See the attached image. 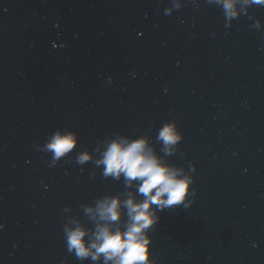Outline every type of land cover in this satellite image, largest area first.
I'll use <instances>...</instances> for the list:
<instances>
[{
  "label": "water",
  "instance_id": "water-1",
  "mask_svg": "<svg viewBox=\"0 0 264 264\" xmlns=\"http://www.w3.org/2000/svg\"><path fill=\"white\" fill-rule=\"evenodd\" d=\"M234 11L174 0L163 126L183 139L159 159L197 195L158 213L157 264H264V3Z\"/></svg>",
  "mask_w": 264,
  "mask_h": 264
},
{
  "label": "clouds",
  "instance_id": "clouds-1",
  "mask_svg": "<svg viewBox=\"0 0 264 264\" xmlns=\"http://www.w3.org/2000/svg\"><path fill=\"white\" fill-rule=\"evenodd\" d=\"M222 3L226 16L235 17L236 0H218ZM248 2V0H245ZM264 3V0H252ZM178 7V5H176ZM165 15H169L166 10ZM112 81L111 77H108ZM78 136L72 131L54 130L43 145L51 153L52 166L67 157L78 146ZM158 139L164 151L171 154L173 146L183 139L175 122L166 123L160 130ZM85 152L77 155L76 163L83 165L91 160ZM97 166L103 165V177L118 180L123 175L125 186L131 187L133 181L143 199L137 202L131 193L121 201L119 197H105L97 201L96 208L86 209L96 223L91 233L77 224L74 228L63 229L64 243L69 254L81 262L90 258L103 264H157L152 258L150 232L160 221L158 213L182 206L187 209L193 203L197 191L192 187L194 181L181 171L164 164L148 146L145 138L128 139L117 137L105 142L101 158L95 160ZM195 171V169H193ZM121 205L126 209V223L121 231L118 223L121 218ZM103 222V223H100ZM75 223V222H74ZM2 228V225H0ZM87 236V240L85 237ZM63 264V261L61 262Z\"/></svg>",
  "mask_w": 264,
  "mask_h": 264
}]
</instances>
